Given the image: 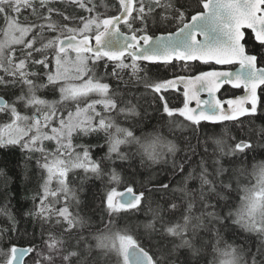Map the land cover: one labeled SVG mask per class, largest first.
<instances>
[{
	"label": "snow or ice",
	"instance_id": "6c2138e0",
	"mask_svg": "<svg viewBox=\"0 0 264 264\" xmlns=\"http://www.w3.org/2000/svg\"><path fill=\"white\" fill-rule=\"evenodd\" d=\"M111 7L115 15L105 0H0V152L20 153L15 163L0 156V244L9 245L0 264H264V124H255L264 0ZM179 85L183 104L174 106L168 93ZM226 86L244 94L217 98ZM116 161L127 162L126 179ZM13 170L22 185L35 180L22 215L39 224L43 248L9 207ZM77 170L81 184L102 183L103 229L70 210L81 204Z\"/></svg>",
	"mask_w": 264,
	"mask_h": 264
},
{
	"label": "trees",
	"instance_id": "16d2710c",
	"mask_svg": "<svg viewBox=\"0 0 264 264\" xmlns=\"http://www.w3.org/2000/svg\"><path fill=\"white\" fill-rule=\"evenodd\" d=\"M194 66L198 69V70H207V66L205 65H201L199 62H195ZM177 69L179 70V68L181 67L180 65L176 66ZM100 71H103V68L101 66ZM109 71H111V69H109ZM172 71V69H168V72L170 73ZM182 74H187V73H182ZM128 77L125 76V79H127ZM111 83L112 87L115 88L116 84L114 81H108ZM121 88L123 89V85H121ZM140 91H143V88H140ZM237 89H233L230 86H226L223 87L222 90L220 91L219 95L220 96H231V95H235L237 93ZM42 95L48 97V98H52L51 93L48 92H44L41 93ZM258 109L259 111L256 113L255 115V124L257 125H261L264 124V90L258 89ZM168 97H169V101L174 105V106H182L183 104V91L180 87H177V89H172L169 90L168 93ZM7 99H10V96H6ZM58 98V97H57ZM95 98V97H94ZM125 99H127V97H125ZM145 108H147L148 104L151 103L150 97L148 98L147 101L145 100H141L140 102ZM22 107V106H21ZM148 111L151 112L152 109L148 108ZM0 119H6V117H0ZM121 119V123L123 126L127 127L129 126L127 123L123 122V119ZM240 119H244V118H240ZM249 119H253L252 117H249ZM157 122V117L153 116L151 118V120L148 122L149 126L144 128V131H149L151 130V125H154ZM244 123L247 125L248 124V120H244ZM205 127L208 129L209 132H211V125L210 124H205ZM220 129L217 128L216 131H219ZM136 135L140 134V131L137 130ZM178 136L179 135H189L190 133H188L187 131L181 133L179 130H177L176 133ZM169 139H172L171 136L168 137ZM193 143H195V141H193ZM51 147V145H50ZM0 156H7L12 163H15L17 161V159H19L20 153H19V149H16L14 154L12 153H5V152H0ZM258 159L260 158H264V152H261L258 157ZM124 164V168H120L119 165ZM135 164L138 166L139 164V160L137 159L135 161ZM3 165H0V167H2ZM111 166V165H110ZM116 166H117V170L121 172V175L126 179L127 178V162H121V161H116ZM159 167V166H157ZM10 175H14V183L12 184L11 188H10V192L13 194V199L11 200V203L9 205V207L11 208V210L13 211L14 214L17 215V220H18V225L17 227L21 230V232H23L25 229L29 232L32 233L33 231H35L37 233V237L35 240L32 241V243L36 244V245H42L43 242L39 236V232H40V227L39 224L37 223L34 227V222L33 219L31 217H24L22 215V213L25 210H29L32 209L33 207V201L31 199V195H32V189L35 187V180L33 178L32 181L28 182L26 185H22V178L19 175V172L17 170H13V172L9 173ZM83 176V172L80 170H77L74 173L70 174V178L72 180V186L76 187V188H83V191H80L78 193L79 199L81 201V204L79 206V208L75 207L74 202H73V207L70 208L71 211H80L81 215L87 217H91V222L95 225L96 228L99 229H103L104 224L100 223V217L101 214L103 212V208L100 205V201L98 199V197L96 196L98 190H100L102 188V183L100 180L95 179V178H91L85 182H83L81 184V180L80 177ZM106 179V178H105ZM127 185H121L118 188V191L123 190L124 187H126ZM235 196V194H233ZM5 202V197L4 194L2 193V191H0V206H3ZM107 215H104V222H107ZM136 219H144V217L142 216V214L139 217H132L131 218V222L133 223V225L135 224ZM0 226L3 227H7L8 226V222L6 221V219L4 217H0ZM55 231L57 233H59V229H55ZM141 232H143V229L140 230ZM45 239H47V236L45 235L44 237ZM227 239L231 240V237H227ZM28 242V238H24L22 240H20V245H27ZM0 247L3 248H8L9 245L7 243H2L0 244ZM26 257L25 259V263H27L28 259L30 258Z\"/></svg>",
	"mask_w": 264,
	"mask_h": 264
},
{
	"label": "flooded vegetation",
	"instance_id": "af4514ba",
	"mask_svg": "<svg viewBox=\"0 0 264 264\" xmlns=\"http://www.w3.org/2000/svg\"><path fill=\"white\" fill-rule=\"evenodd\" d=\"M97 3H99V0H97ZM105 3L109 6V8H108V12H107V14L108 15H115L116 14V11H115V9L114 8H112L111 6L115 3V0H105ZM54 7H63V5H60V4H56V5H53ZM69 10V12H71V11H73L71 8H69L68 9ZM99 11H101V12H104L105 11V9L103 8V7H101V8H99ZM81 15H84L85 13H80ZM25 15H27V13H25ZM20 19L22 20L23 19V16H21L20 17ZM5 25H4V22H3V19L2 18H0V27H4ZM122 31H127V29L126 28H123L122 27V29H121ZM157 35L158 34H160V32H157L156 33ZM217 67V66H216ZM218 68V67H217ZM178 87H180V86H178ZM231 87V86H230ZM181 88V87H180ZM182 89V88H181ZM222 90V89H221ZM238 91H237V93L236 94H238V93H240L241 91H242V89H237ZM183 91V90H182ZM235 94V95H236ZM220 96V95H219ZM231 96H233V95H231ZM220 97H225V96H220ZM7 99V98H6Z\"/></svg>",
	"mask_w": 264,
	"mask_h": 264
},
{
	"label": "water",
	"instance_id": "95a60500",
	"mask_svg": "<svg viewBox=\"0 0 264 264\" xmlns=\"http://www.w3.org/2000/svg\"><path fill=\"white\" fill-rule=\"evenodd\" d=\"M161 34V33H160ZM159 35V34H158ZM218 68H220L221 66H217ZM236 67H238V65L236 66ZM181 88H182V90H183V86L182 85H179ZM244 94V91H243V89H242V91L240 92V93H238V94H236V95H233V96H225V97H220L219 96V93H217V98H220V99H228V98H233L234 96H241V95H243ZM257 94H258V90H257ZM201 98L202 99H207L208 98V96H207V93H201ZM190 106L191 107H195L196 105H195V101H192L191 102V104H190ZM20 246H26V245H20ZM25 259H26V257H25Z\"/></svg>",
	"mask_w": 264,
	"mask_h": 264
},
{
	"label": "rangeland",
	"instance_id": "374dc122",
	"mask_svg": "<svg viewBox=\"0 0 264 264\" xmlns=\"http://www.w3.org/2000/svg\"><path fill=\"white\" fill-rule=\"evenodd\" d=\"M21 111L24 112V109H23L22 107H21ZM27 114H30V113H27ZM40 247L43 248V244H42ZM37 250L39 251L40 248H38ZM31 259H32V257H30V258L28 259L27 263H25V264H31ZM57 264H60V262L57 261Z\"/></svg>",
	"mask_w": 264,
	"mask_h": 264
}]
</instances>
